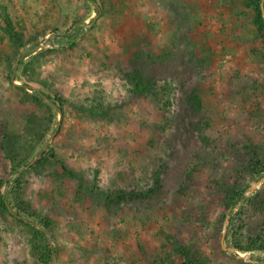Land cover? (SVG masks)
I'll list each match as a JSON object with an SVG mask.
<instances>
[{
    "label": "rangeland",
    "instance_id": "1",
    "mask_svg": "<svg viewBox=\"0 0 264 264\" xmlns=\"http://www.w3.org/2000/svg\"><path fill=\"white\" fill-rule=\"evenodd\" d=\"M247 3L0 0V199L11 187L51 222L16 215L45 233L56 264H183L181 249L201 264H264L257 246L237 247L264 234V32ZM147 56L155 81L177 87L170 101L134 93L126 76ZM3 144L46 169L18 186ZM155 175L156 195L109 205ZM44 244L0 216V264H40Z\"/></svg>",
    "mask_w": 264,
    "mask_h": 264
},
{
    "label": "trees",
    "instance_id": "2",
    "mask_svg": "<svg viewBox=\"0 0 264 264\" xmlns=\"http://www.w3.org/2000/svg\"><path fill=\"white\" fill-rule=\"evenodd\" d=\"M89 1L92 3H96V0H89ZM99 6L102 9L101 4H99ZM247 6L253 8L254 25L257 27V29L259 31L264 32V8H263L262 0H248ZM69 33L70 32H67L66 36H63V37H62V35H60L59 39H66L67 42L70 43V40L67 38L70 35ZM18 38H19V36H18ZM142 56H144L143 52H140V54H137L138 58H142ZM21 57H20V60L18 61V67H20L24 63V59H21ZM148 61H151V63H152V57L151 56H147L144 59H142L141 60L142 65H140V61H139V68L136 70V72L131 73V74H127V76H126L134 86V93L140 94V95L145 96V97L155 95L157 97H161V99H162V97L168 98V101H170L169 99L172 97V95H174L173 88L175 90L177 87L175 88V86H173L174 82L168 80L167 78L164 79L165 83L163 85L156 82L153 75L148 73V67L150 66V63ZM18 88L21 89V87H19V86H18ZM195 92H196V90L193 91V94H190V97L187 98V101L192 106L193 110L199 112L202 110L203 103H202L201 98L197 94H194ZM34 95H35L36 100H38L40 103L41 102L43 103V101H44L43 95L44 94L42 92L35 90ZM49 99L52 101L51 105H46V104L45 105L48 106V108L52 110V109L57 107L56 106L57 104H56V101H54L52 98L49 97ZM100 109H102V108L100 106H98V107L94 108L92 110V112L100 111ZM2 150H3V154L5 155V158H7L11 163H14V165H15L13 168V171H16V174L18 176H16L14 178V182L18 186L24 185L23 182L21 181L22 180L21 178L27 172H29L30 169H32V170L39 169L40 172L42 170L44 171L46 169L48 162H47V159H45L44 157L37 160L35 162V164L32 165V167H30L29 169H25V168L29 167L31 164V160L29 158L22 159L21 162L19 161L18 164H16L18 156L14 155L15 150L11 147H8V145H6V144L5 145L3 144ZM52 157L56 158V156H54V154ZM259 174H260V176L264 175V168H263L262 172H259ZM160 179L161 178L159 175H155V182H154L155 186L151 187L149 190L142 191V190L137 189L135 191H132L131 193H127L124 190H120V191L115 192L116 196H114L113 198L111 196H107V200L110 202L109 205L111 204L112 200L114 201L113 203H116L117 205H119V204H121V202H124V201L129 202V201H134V200L146 199L149 197L151 198L152 196L156 195L161 189ZM95 189H97V188H95ZM12 191L13 190L10 187V189L0 199V216L5 214L6 216L12 218V220H15L16 222H19L20 224H23L25 226H30L36 232V234L38 236L42 237V240H44L45 244H44V250L41 252V258L39 260V263L40 264H49L52 260V257H53V251L50 247L49 242L47 241V237L45 236V233L42 230L35 228L31 225H28L27 223L19 220L16 217V215L17 214L21 215L23 217H26L27 219L32 220V221H39L40 224L45 229H47L49 231L52 230L51 222L48 219L40 218V217H37L35 214H32L29 210L25 209L21 204H19L18 201H17V203L16 202L14 203V198H12L13 195H10L12 193ZM13 194H14V192H13ZM100 194H102V193H100ZM233 194H234L233 196L232 195L229 196L227 198V200L225 201L226 210H228L230 212H232V210L235 207H237L239 204L243 205L247 201L243 191L238 193V194H237V192H233ZM12 209L15 211V214L11 211ZM229 222L231 223L232 219H230ZM256 246L259 249L264 251V234L260 235L256 239L251 238L249 240V245H247V246L238 245L237 247L239 249L245 251L249 248L250 249L251 248H257ZM179 253L183 257V264H201V261L198 262L195 259L196 257L190 251H187L185 249H181ZM162 264H166V262H164ZM173 264H174V262H173Z\"/></svg>",
    "mask_w": 264,
    "mask_h": 264
},
{
    "label": "water",
    "instance_id": "3",
    "mask_svg": "<svg viewBox=\"0 0 264 264\" xmlns=\"http://www.w3.org/2000/svg\"><path fill=\"white\" fill-rule=\"evenodd\" d=\"M89 27H90V26H89ZM61 119H62V116H61V118L59 119V123H61ZM58 130H59V127L56 129V131H55V133H54V136L57 134ZM36 161H37V159H35L30 165L34 164ZM33 225L36 226V227L41 228V227H40L38 224H36V223H33ZM56 262H57L56 257H55V255H53V259H52V261H51L49 264H56Z\"/></svg>",
    "mask_w": 264,
    "mask_h": 264
}]
</instances>
